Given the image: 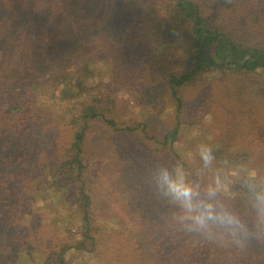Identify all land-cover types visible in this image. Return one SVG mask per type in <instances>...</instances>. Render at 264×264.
Here are the masks:
<instances>
[{"label":"trees","instance_id":"16d2710c","mask_svg":"<svg viewBox=\"0 0 264 264\" xmlns=\"http://www.w3.org/2000/svg\"><path fill=\"white\" fill-rule=\"evenodd\" d=\"M168 45L182 72L154 64ZM109 53L142 70L151 53V81L165 84L175 107L172 128L159 132L125 114L89 69ZM212 88L226 114L222 129L214 134L194 118L185 125L213 132L218 162L251 159L264 177V0H0V256L68 264L76 251L96 264H264V244L220 246L177 230L148 181L156 163L199 173L195 150L184 160L176 146L189 99ZM104 133L129 136L145 154L120 165L101 196L92 179L109 163ZM244 176L228 192L241 215ZM38 198L51 210L67 206L66 225L51 226L71 242L39 232Z\"/></svg>","mask_w":264,"mask_h":264},{"label":"rangeland","instance_id":"374dc122","mask_svg":"<svg viewBox=\"0 0 264 264\" xmlns=\"http://www.w3.org/2000/svg\"><path fill=\"white\" fill-rule=\"evenodd\" d=\"M175 46L168 45L163 49V53L160 54V58L154 62L158 68L168 70L169 72L174 71L179 73L183 71L182 64L179 59L173 56ZM151 53H148L144 57L143 70L137 65V61L132 62L131 67H126V63L120 59L117 62L112 54H107L104 57L98 58L95 62L89 65L96 77H103V83L106 88L112 89L114 96L116 97L117 103H123V110L126 115L138 118L139 120L148 124L151 129H156L159 132L170 129L173 127L174 122V109L168 89L164 83L154 84L151 79L154 74L148 72V68L151 65ZM125 62V60H124ZM132 71V72H130ZM216 92L215 89H210L203 96H194L193 99H189L187 110L184 114L182 120V128L180 133L182 134V140L177 143L176 149L182 156L184 160L193 159V151L196 146L201 143H209L215 148L214 142L212 140V133L219 132L226 122V114L224 110L215 100ZM201 119L203 125L206 124L208 129L213 132H205L203 125L188 127L185 125L186 120ZM102 137L103 148L108 153L109 163H104L102 168L97 169L92 179V191L96 195L100 194L103 189H110L111 178H113V173L120 167V165H125L128 160H132L136 157L145 154L144 150H139L135 146L133 139H129L128 136H122L114 133H104ZM137 142H141L136 140ZM189 142L192 144L189 145ZM142 143V142H141ZM144 146L145 144L142 143ZM264 144V141L261 142ZM252 149L256 150V142L250 145ZM150 148L148 145L145 146ZM264 147V146H262ZM248 166L251 164V159L248 161ZM240 175H245L243 170L240 171ZM100 196V197H101ZM111 191L108 195V202L116 201L115 197H111ZM41 199L38 198L35 207L40 213L38 218L39 232L43 231L41 234L46 236L55 237L53 240L58 241L61 246L66 245L67 240L72 241L73 236L67 234L64 230H60L57 234L53 231L51 224L60 222L61 225H66V213L67 206L55 205L52 206L53 210L50 209L49 204H43ZM68 213V212H67ZM64 220V221H63ZM53 222V223H52ZM63 231V233L61 232ZM69 242V243H70ZM68 243V244H69ZM68 264H96L95 260L89 255L81 252L72 251L67 256ZM0 264H30L29 260L26 258H19L18 256H0Z\"/></svg>","mask_w":264,"mask_h":264},{"label":"clouds","instance_id":"9594fccd","mask_svg":"<svg viewBox=\"0 0 264 264\" xmlns=\"http://www.w3.org/2000/svg\"><path fill=\"white\" fill-rule=\"evenodd\" d=\"M194 157L199 173L193 175L183 163H156L148 181L157 199L169 208L168 221L177 230L220 246L244 248L250 242L264 244V177L246 164L218 162L213 147L201 142ZM246 191L247 214L241 215L228 195L241 180ZM207 175L206 182L200 179Z\"/></svg>","mask_w":264,"mask_h":264}]
</instances>
